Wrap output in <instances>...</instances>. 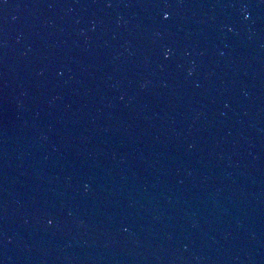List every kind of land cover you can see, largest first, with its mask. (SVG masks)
<instances>
[{
    "label": "water",
    "instance_id": "obj_1",
    "mask_svg": "<svg viewBox=\"0 0 264 264\" xmlns=\"http://www.w3.org/2000/svg\"><path fill=\"white\" fill-rule=\"evenodd\" d=\"M161 2L0 0V264H264V0Z\"/></svg>",
    "mask_w": 264,
    "mask_h": 264
},
{
    "label": "snow or ice",
    "instance_id": "obj_2",
    "mask_svg": "<svg viewBox=\"0 0 264 264\" xmlns=\"http://www.w3.org/2000/svg\"><path fill=\"white\" fill-rule=\"evenodd\" d=\"M160 6L163 7V8H166V7L168 6L167 3H166V0H162ZM168 15H169V14H168L167 12H164V13H163V16H164L165 19L168 17ZM48 223L51 224L52 221L49 220Z\"/></svg>",
    "mask_w": 264,
    "mask_h": 264
}]
</instances>
